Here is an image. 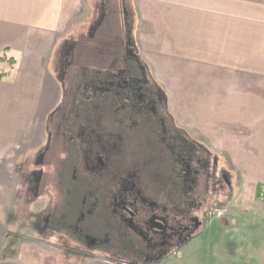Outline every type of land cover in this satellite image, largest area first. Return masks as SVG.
<instances>
[{"label":"crops","instance_id":"crops-1","mask_svg":"<svg viewBox=\"0 0 264 264\" xmlns=\"http://www.w3.org/2000/svg\"><path fill=\"white\" fill-rule=\"evenodd\" d=\"M93 36L115 40L110 62L130 45L179 123L240 176L227 229L204 225L160 264H264V200L254 197L264 189V0H0V264H117L68 233L32 230L20 204L34 199L18 197L62 103L57 59Z\"/></svg>","mask_w":264,"mask_h":264},{"label":"rangeland","instance_id":"rangeland-1","mask_svg":"<svg viewBox=\"0 0 264 264\" xmlns=\"http://www.w3.org/2000/svg\"><path fill=\"white\" fill-rule=\"evenodd\" d=\"M130 31L129 24L125 34L131 39ZM114 41L105 37L94 38L93 36L80 40L71 55L69 45L65 47L64 51L61 50L63 52L60 53L57 64L59 80L63 86L62 103L59 109L54 111L56 113L55 120L49 121L43 156L37 160V164L27 167L28 172L26 171L27 173L25 172L23 177H20L21 190L18 191L20 193L18 197L34 199V201L29 200L24 206L20 204L22 214L31 217L32 230L47 227L50 230L68 233L74 239L77 249L88 250L90 248L84 242L81 233L77 232L78 228L83 230L85 235L88 234L101 241L106 235H110L111 243L113 242L112 239L117 233L113 231L115 216L110 210V196L116 188L112 185L108 186L106 182L99 180L90 171L83 136L72 141L66 135L63 138L60 135L66 124V122L63 124L65 117L70 119L71 114L76 112L80 113V120H82L92 113L90 119L93 118V122L97 123L102 131L101 135L108 131L115 135V139L118 138L116 135L122 138L119 141L122 157L118 158L116 165L120 166L118 170L121 169L125 175L126 171L123 172L125 168L140 167L138 164L146 165L148 172L146 178L151 181V187L155 190L162 189L164 179H170V173L166 172L162 164L165 154L157 143L159 140L157 132L160 130L157 127V120H164V127L169 131L170 138L178 136L184 141V149L190 155H194L192 157L193 169L201 171L196 180L197 184L192 185L191 182H188L187 187V191L190 193L187 199L192 201L195 207L197 206V208H191V214L202 223V227L197 233L204 229V225L207 226V234L208 230H226V221L230 213H233V200L237 197V191L229 185L238 182L240 176L231 173L228 159L213 151L210 142L204 140L195 129L179 123L181 112L178 108H172L171 95L169 98L165 87L158 83V80L149 71L146 70L147 86L152 94L161 95L163 101L155 105L156 115L151 112L140 113L133 115L132 118L130 117L131 111L122 109V106L115 112L117 104L111 97L101 101L100 94L92 96V87L87 90L83 89L82 85L89 84L91 79L97 78L95 76H103L101 75L104 73L103 70H115L116 66L111 64L113 62H110V57L107 56L116 50ZM126 50L130 51L131 46L125 44L123 49L125 54L128 53ZM128 57L129 66L137 69L140 61L131 55ZM117 64L119 65V62ZM101 79H95L97 80L96 87L101 86L99 81ZM59 111L61 115L57 116ZM63 133L66 134V130ZM30 158L32 155L29 156ZM199 160L208 163L209 168L205 170L198 164ZM44 162L51 165L45 167ZM172 163L175 164L173 161ZM117 174L121 175L119 172ZM175 181L172 180L173 183ZM176 188L177 191H173L169 195L170 198L179 195L180 188L179 186ZM254 197L260 202L263 201L264 189L258 187ZM186 204L187 202H182L180 206L187 208ZM14 210L16 213L19 208L14 207ZM217 220H219L218 223L212 222ZM224 246L226 248V243ZM179 249H174L170 254L177 255ZM92 252H100L101 255L116 263H119L117 259L129 261L127 258L131 259L132 257L129 247L124 251L120 250L117 254L116 250L115 252L107 251L106 247L100 243L92 246ZM262 252L264 253V248ZM222 256L226 258L227 254Z\"/></svg>","mask_w":264,"mask_h":264},{"label":"flooded vegetation","instance_id":"flooded-vegetation-1","mask_svg":"<svg viewBox=\"0 0 264 264\" xmlns=\"http://www.w3.org/2000/svg\"><path fill=\"white\" fill-rule=\"evenodd\" d=\"M128 56L129 53L125 54L119 65L117 62L111 63L116 66L115 70L108 69L104 76H95L97 78L91 79L89 84L83 82L84 85H81L84 90L92 87V96L100 94L101 101L111 97L117 104L115 112L122 106V109L131 111L132 118L133 115L140 113L151 112L156 115L155 105L163 102L162 96L151 93L147 86L145 67L140 62L137 69L131 68ZM95 79H101L100 87H96ZM75 92L76 90L73 92L74 95ZM60 111L57 116L61 115ZM71 115L70 119L65 117L63 124L65 122L66 124L60 135L62 138L66 135L72 141L83 136L90 171L108 186L112 185L116 188L110 196V210L115 216L113 231L117 233L112 239L113 242L111 243L110 235H106L101 241L77 229L90 248L100 243L106 247L107 251L115 252L116 250L118 254L120 250L124 251L129 247L132 251L131 259L127 257L129 261L117 259L119 260L117 264H158L174 249L181 248L196 235L202 223L191 214V208L194 209L197 206L195 207L192 201L187 199L190 196L187 187L188 182L192 185L197 184L196 180L201 171L193 169L194 155H190L184 149V141L178 136L170 138L169 131L164 127V120H157V127L160 129L157 132L159 136L157 143L165 154L162 164L166 172L170 173V179H164L162 189L155 190L151 187V181L146 178L148 173L146 165L138 164L140 167L125 168L123 170V172L126 171L125 175L121 169L118 170L120 167L116 166L118 158L122 157L120 136L116 135L118 138L115 139V135L108 131L101 135L102 131L97 123L93 122V118L90 119L92 113L82 120H80V113L73 112ZM65 130L66 134L63 133ZM198 164L205 170L209 168L208 163L200 160ZM118 172L121 175L117 174ZM171 179L176 181L173 183ZM176 186H179L180 193L170 198L169 195L177 191ZM182 202H187V208L180 206Z\"/></svg>","mask_w":264,"mask_h":264},{"label":"trees","instance_id":"trees-1","mask_svg":"<svg viewBox=\"0 0 264 264\" xmlns=\"http://www.w3.org/2000/svg\"><path fill=\"white\" fill-rule=\"evenodd\" d=\"M1 59V58H0Z\"/></svg>","mask_w":264,"mask_h":264}]
</instances>
